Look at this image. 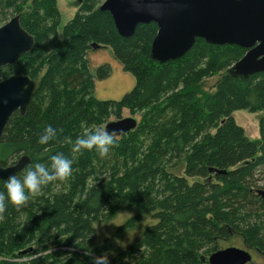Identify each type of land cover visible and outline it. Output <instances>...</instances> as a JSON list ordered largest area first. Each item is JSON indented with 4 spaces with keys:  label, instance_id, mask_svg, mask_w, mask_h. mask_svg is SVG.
<instances>
[{
    "label": "trees",
    "instance_id": "1",
    "mask_svg": "<svg viewBox=\"0 0 264 264\" xmlns=\"http://www.w3.org/2000/svg\"><path fill=\"white\" fill-rule=\"evenodd\" d=\"M78 1L80 9L60 37L57 0H0V27L22 15V28L34 38L18 64L0 68V81L22 74L39 83L26 114L15 112L0 137V167L28 157L30 164L16 175L21 178L55 154L72 160L66 180L44 186L19 209L5 201L0 264H92L89 249L93 256L112 254L97 227L125 204L135 212L127 226L149 214L158 221L109 256L110 264H209L218 242L232 234L264 257V203L256 194L264 189V73L226 76L246 50L202 39L183 58L156 63L150 57L156 24L123 38L110 13L100 11L104 0ZM94 44L109 49L136 80L119 101H99L94 94L96 81L112 72L109 64L91 65ZM217 75L215 92L200 93L198 87ZM244 110L263 113L259 143L235 121ZM125 111L139 115V125L114 137L107 154L72 151L77 137ZM47 126L56 135L41 145Z\"/></svg>",
    "mask_w": 264,
    "mask_h": 264
},
{
    "label": "water",
    "instance_id": "2",
    "mask_svg": "<svg viewBox=\"0 0 264 264\" xmlns=\"http://www.w3.org/2000/svg\"><path fill=\"white\" fill-rule=\"evenodd\" d=\"M100 11L113 18L118 34L134 36L138 26L158 27L151 46V59L159 64L183 58L197 39L217 46H237L246 54L227 70L226 76L248 79L264 73V0H105ZM22 15L0 27V68L18 64L34 46V38L21 26ZM105 47L94 44L93 49ZM39 83L27 75H12L0 81V137L15 112L25 115ZM139 120L127 117L110 121L105 129L115 138L137 129ZM30 164L26 156L0 167V181H7ZM215 171L218 174L225 173ZM264 203V189L256 190ZM252 254L229 247L208 257L209 264H250Z\"/></svg>",
    "mask_w": 264,
    "mask_h": 264
},
{
    "label": "rangeland",
    "instance_id": "3",
    "mask_svg": "<svg viewBox=\"0 0 264 264\" xmlns=\"http://www.w3.org/2000/svg\"><path fill=\"white\" fill-rule=\"evenodd\" d=\"M57 5L61 14V25L58 30L61 37L63 28L73 20L79 11L80 3L78 0H57ZM88 58L93 67L109 64L112 70L111 75L106 80L96 81L95 83L94 94L99 101H119L134 89L136 85L135 78L130 73L124 71L123 66L113 58L109 49H93ZM219 80V75L207 79L198 87V90L204 95H210L215 92V87ZM262 115V112L253 113L247 110L239 111L234 114L236 123L244 129L246 136L252 142L259 143L261 139L259 122ZM132 116L140 119L139 115H131L128 111L124 112L121 119ZM193 182L194 181L191 180L190 184ZM133 217H135L134 210L129 209L128 204H125L112 221L97 227L99 240L112 247L111 251L113 255L140 240L146 227L156 224L158 221L154 214H149L143 216L136 226H127L129 220L133 219ZM122 228L125 229L123 232H120ZM218 247L219 250H224L229 247L247 250L253 257L250 264H264V257L255 249H251L240 234H232L230 237L220 240L218 242ZM112 254H109V256Z\"/></svg>",
    "mask_w": 264,
    "mask_h": 264
},
{
    "label": "clouds",
    "instance_id": "4",
    "mask_svg": "<svg viewBox=\"0 0 264 264\" xmlns=\"http://www.w3.org/2000/svg\"><path fill=\"white\" fill-rule=\"evenodd\" d=\"M55 135L56 129L47 126L39 136L38 143L46 145ZM114 144V133L105 128H98L94 132L77 137L72 151L82 153L96 150L105 155ZM71 172L72 160L58 153L50 157V164L47 166L36 163L29 167L21 178L16 175L9 176L5 183L6 192H0V212L4 210L5 201L19 209L28 201L29 196L39 194L44 186L52 182L66 180ZM85 254L92 256V264H110L108 253L93 256L92 250L89 249Z\"/></svg>",
    "mask_w": 264,
    "mask_h": 264
}]
</instances>
